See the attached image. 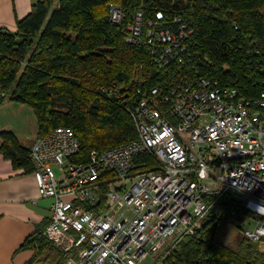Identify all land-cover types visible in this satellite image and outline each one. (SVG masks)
<instances>
[{
	"label": "built area",
	"instance_id": "1",
	"mask_svg": "<svg viewBox=\"0 0 264 264\" xmlns=\"http://www.w3.org/2000/svg\"><path fill=\"white\" fill-rule=\"evenodd\" d=\"M108 14L120 23L124 11L111 1ZM176 21L144 22L137 10L125 40L150 44L158 68L193 66L194 29ZM136 92V137L83 158L73 128L59 125L29 147L39 192L52 198L42 234L67 253L63 264H163L226 193L244 209L230 220L264 254V91L239 97L199 76Z\"/></svg>",
	"mask_w": 264,
	"mask_h": 264
},
{
	"label": "trees",
	"instance_id": "2",
	"mask_svg": "<svg viewBox=\"0 0 264 264\" xmlns=\"http://www.w3.org/2000/svg\"><path fill=\"white\" fill-rule=\"evenodd\" d=\"M111 1L124 11L120 23L109 18ZM137 10L144 22L165 25L180 17L192 26L194 67L158 68L150 44L126 41ZM199 76L237 88L239 97L264 91V0H34L16 30L0 27V102L8 98L30 106L38 134L59 125L73 128L83 158L93 148L136 137L127 108L138 100L136 88ZM2 135L5 155L33 168L29 149L11 132ZM232 208L244 210L235 196L222 195L163 264H264L258 240L242 234L231 247L217 238ZM43 228L20 245L34 250L27 264H63L67 253L42 234Z\"/></svg>",
	"mask_w": 264,
	"mask_h": 264
},
{
	"label": "crops",
	"instance_id": "3",
	"mask_svg": "<svg viewBox=\"0 0 264 264\" xmlns=\"http://www.w3.org/2000/svg\"><path fill=\"white\" fill-rule=\"evenodd\" d=\"M33 1L0 0V27L16 30L17 20L30 11ZM2 132H11L29 149L38 135L33 109L8 98L0 102V264H27L34 250L20 245L48 222L52 198L39 192L31 165H16L5 155Z\"/></svg>",
	"mask_w": 264,
	"mask_h": 264
},
{
	"label": "rangeland",
	"instance_id": "4",
	"mask_svg": "<svg viewBox=\"0 0 264 264\" xmlns=\"http://www.w3.org/2000/svg\"><path fill=\"white\" fill-rule=\"evenodd\" d=\"M241 235H242L241 227L237 226L234 222L230 220V218L226 216V220L222 223V225L218 230L217 238L223 243L231 247H235ZM151 260L152 257L147 256L141 262V264H150Z\"/></svg>",
	"mask_w": 264,
	"mask_h": 264
},
{
	"label": "clouds",
	"instance_id": "5",
	"mask_svg": "<svg viewBox=\"0 0 264 264\" xmlns=\"http://www.w3.org/2000/svg\"><path fill=\"white\" fill-rule=\"evenodd\" d=\"M257 209L260 210L261 209V206H258Z\"/></svg>",
	"mask_w": 264,
	"mask_h": 264
}]
</instances>
